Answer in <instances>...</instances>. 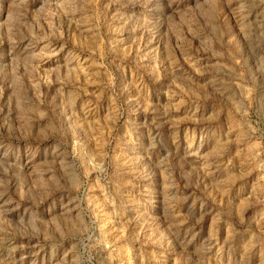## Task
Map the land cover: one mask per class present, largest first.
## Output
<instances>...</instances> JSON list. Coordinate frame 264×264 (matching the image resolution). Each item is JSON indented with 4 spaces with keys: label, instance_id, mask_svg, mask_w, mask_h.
<instances>
[{
    "label": "rangeland",
    "instance_id": "1",
    "mask_svg": "<svg viewBox=\"0 0 264 264\" xmlns=\"http://www.w3.org/2000/svg\"><path fill=\"white\" fill-rule=\"evenodd\" d=\"M0 264H264V0H0Z\"/></svg>",
    "mask_w": 264,
    "mask_h": 264
}]
</instances>
